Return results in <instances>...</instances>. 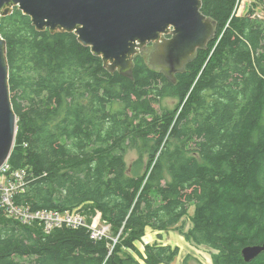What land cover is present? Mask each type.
I'll return each mask as SVG.
<instances>
[{
  "label": "trees",
  "instance_id": "1",
  "mask_svg": "<svg viewBox=\"0 0 264 264\" xmlns=\"http://www.w3.org/2000/svg\"><path fill=\"white\" fill-rule=\"evenodd\" d=\"M239 2L203 0L216 35L176 83L146 52L131 78L75 32L39 31L18 6L1 17L18 117L9 162L27 170L16 202L87 223L99 212L111 234L66 224L47 233L0 212V264H172L178 246L139 251L147 227L177 229L214 264H264V252L252 262L242 254L264 243V19L255 7L238 15ZM167 94L181 102L158 112ZM193 262L203 264L184 260Z\"/></svg>",
  "mask_w": 264,
  "mask_h": 264
},
{
  "label": "water",
  "instance_id": "2",
  "mask_svg": "<svg viewBox=\"0 0 264 264\" xmlns=\"http://www.w3.org/2000/svg\"><path fill=\"white\" fill-rule=\"evenodd\" d=\"M15 6L39 31L75 32L111 71L131 78L136 55L156 43L158 52L146 58L176 83V74L185 72L198 48L206 49L216 35L217 22L202 12L203 0H0V19ZM9 78L7 43L0 33V168L12 154L18 130ZM262 252L264 243L247 246L242 254L252 262Z\"/></svg>",
  "mask_w": 264,
  "mask_h": 264
},
{
  "label": "built area",
  "instance_id": "3",
  "mask_svg": "<svg viewBox=\"0 0 264 264\" xmlns=\"http://www.w3.org/2000/svg\"><path fill=\"white\" fill-rule=\"evenodd\" d=\"M27 175L26 169H12L9 160L0 168V212L24 224H38L50 233L54 228L69 225L76 227L86 225L93 238H102L106 229H99L97 222L87 223L86 217L77 211L59 212L39 209L18 204L16 196L21 192ZM99 219V218H98Z\"/></svg>",
  "mask_w": 264,
  "mask_h": 264
},
{
  "label": "rangeland",
  "instance_id": "4",
  "mask_svg": "<svg viewBox=\"0 0 264 264\" xmlns=\"http://www.w3.org/2000/svg\"><path fill=\"white\" fill-rule=\"evenodd\" d=\"M255 2H256L255 0H240L238 8H237V14L240 15V16L244 15L250 9H253V7H255V11H254L255 15H254V17H258V18L264 19V1L263 2H258L257 5H255ZM180 102H181V100H180V98L177 95L167 94V95H165L164 97H162L160 99L159 103L155 104V108L158 110V112L167 111V110L175 111L178 108ZM144 144H145V142L140 140V142H139L140 147L139 148H132V149H130L128 151V153L126 155L128 162H131L133 159L138 157L139 150H144L143 149ZM194 211H195V208L191 207L190 210H189V214L185 217V222H186L187 226L190 225V222H191L190 218L193 215ZM94 221L97 222V225H98L99 229H106V235H103V236H107V235L111 234V226L102 219L101 213L97 212V214L92 218V222H94ZM173 229H175V228H172V229H169V230H173ZM169 230H167V231H169ZM145 233H146V231H145ZM187 248L189 250H192L195 253L199 254L201 256V259L199 257H197V258L203 264H213L212 261L209 259L211 257L210 253L204 247H198V246L190 244V246L188 245ZM178 257L172 264H177L176 262L178 260ZM193 264H195V263L193 262Z\"/></svg>",
  "mask_w": 264,
  "mask_h": 264
},
{
  "label": "crops",
  "instance_id": "5",
  "mask_svg": "<svg viewBox=\"0 0 264 264\" xmlns=\"http://www.w3.org/2000/svg\"><path fill=\"white\" fill-rule=\"evenodd\" d=\"M147 244H161V245H172L174 247L175 246L180 247L181 250L179 253L178 260L176 262L177 264H184L185 258L188 255H192V254L194 255V257L196 258L199 257L201 259V256L199 254L187 248V246L188 245L190 246L191 243L188 242L186 238L177 229L167 231V230H155L152 227H147L143 239L136 241V246L138 247L140 252L144 253ZM211 258L212 255L209 259L213 263V259Z\"/></svg>",
  "mask_w": 264,
  "mask_h": 264
},
{
  "label": "flooded vegetation",
  "instance_id": "6",
  "mask_svg": "<svg viewBox=\"0 0 264 264\" xmlns=\"http://www.w3.org/2000/svg\"><path fill=\"white\" fill-rule=\"evenodd\" d=\"M170 36H165L164 38L165 39H167V38H169ZM161 42H163V41H161ZM209 45V44H208ZM152 47L151 49L152 50H149V47ZM161 47V44H156V43H150V44H148L147 46H146V48H145V52H147V54L148 55H146V57L147 56H151V54H153V56L158 52V50H159V48ZM201 49H199L198 48V50H197V54H198V52L200 51ZM176 76H177V74H176Z\"/></svg>",
  "mask_w": 264,
  "mask_h": 264
}]
</instances>
